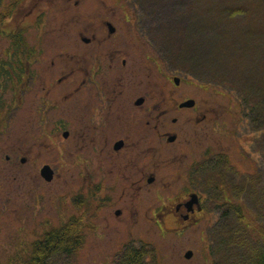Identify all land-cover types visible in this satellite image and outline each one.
I'll return each mask as SVG.
<instances>
[{
	"label": "rangeland",
	"instance_id": "obj_1",
	"mask_svg": "<svg viewBox=\"0 0 264 264\" xmlns=\"http://www.w3.org/2000/svg\"><path fill=\"white\" fill-rule=\"evenodd\" d=\"M123 1L133 6L137 32L158 49L161 64H170V69L183 80H194L207 86L205 96H208L210 113L212 118L218 116L221 122L213 128L210 125L207 137L198 142L206 143L204 145L213 142L218 150L227 152L224 154L232 162L234 171L225 172L224 169L220 172L223 177L232 179V189L237 188L230 195L227 193L228 199L211 200L215 206L207 213L202 216L196 213L185 222L188 226L197 219L196 225L179 229L173 216L178 200L166 198L164 193H171L181 185L179 182L170 185V179L159 175L156 183L143 184L141 194L130 202L122 197L118 204L123 209L121 216L113 214L116 207L113 205L102 230L87 226L80 248L75 247L70 254L57 253L48 263L126 264L120 257L124 251L139 248L144 250L143 264H242L249 259V253L240 255L239 249L246 251L249 248L230 245L229 238L232 231L245 230V226L239 215H227L226 210L240 207L249 213L254 228L252 232L248 231V239L252 237L262 242L264 0ZM62 28L74 31L72 24L64 23ZM35 33L32 31V39H35ZM37 44L36 48L41 47ZM68 60L69 57H65V61ZM159 69L164 73L161 65ZM0 92V98L3 92L5 96H12L11 88L2 87ZM248 93L258 110L249 127L239 103L240 95L249 99ZM7 106V102L0 101V264H33L35 245L43 233L62 222V218L80 214L82 208L76 200L79 196L75 195L77 186L73 183L71 159L65 163L66 167H61L58 158L62 135H55L57 131L52 124L47 125L46 121L35 120L34 115H29L25 104L14 113H7ZM47 126L50 133L43 130ZM184 128V138L189 134L192 143L198 144L193 128L187 129V125ZM181 144L179 140L176 147ZM8 155L13 160L9 161ZM20 156L26 158L25 163L20 161ZM212 163H208L207 181L218 177L216 171L222 169L216 167V170ZM46 164L54 171V177L48 182L41 174ZM170 164L168 159L165 174L175 172V165ZM248 175L251 184L246 188L242 182ZM157 186L164 187V192L155 193ZM159 198L166 206V214L160 217L162 227L154 226L157 224L154 211L161 203ZM220 220L226 224L219 225ZM189 250L193 254L186 258Z\"/></svg>",
	"mask_w": 264,
	"mask_h": 264
},
{
	"label": "flooded vegetation",
	"instance_id": "obj_2",
	"mask_svg": "<svg viewBox=\"0 0 264 264\" xmlns=\"http://www.w3.org/2000/svg\"><path fill=\"white\" fill-rule=\"evenodd\" d=\"M132 7L123 0H0V88L12 89L0 101L9 104L7 113L25 104L29 115L62 135L58 158L61 167L69 159L74 167L76 200L86 211L82 228L102 230L113 205L121 216L122 197L130 202L160 175L181 185L164 195L178 200L174 223L186 229L215 196L207 192L206 173L224 151L202 142L221 120L212 118L204 83L183 80L161 64L158 49L137 32ZM64 23L74 31H65ZM185 125L198 144L189 134L184 138ZM43 130L50 133L49 126ZM168 159L175 165L171 174L164 172ZM165 207L161 201L155 208L154 226L162 227Z\"/></svg>",
	"mask_w": 264,
	"mask_h": 264
},
{
	"label": "trees",
	"instance_id": "obj_3",
	"mask_svg": "<svg viewBox=\"0 0 264 264\" xmlns=\"http://www.w3.org/2000/svg\"><path fill=\"white\" fill-rule=\"evenodd\" d=\"M262 80V79H261ZM263 89H264V81H263ZM261 95V93H260ZM246 95H243L245 106L248 111V119L250 123H254L251 121V118L255 117L253 114L255 112H258V110H255L254 102L251 101V95L248 93L249 99H246L244 97ZM264 100V96L262 97ZM254 111V112H253ZM258 119V118H257ZM262 119L259 117V121ZM258 130L260 128H257ZM232 171V170H231ZM226 172V168H225ZM224 175V174H223ZM232 179H227L225 176L222 178L223 187L224 189H228L232 191ZM251 184L250 181V175L245 177L244 182H242V186L248 188ZM211 185L218 187L217 183H211ZM223 201L224 199L221 197H218L215 202L217 201ZM236 215L240 216L242 224L245 226L244 229H240L237 231H232L231 237L229 238V241L232 243L230 245L238 246V245H245L249 248L246 249H239V251L242 253L240 255L245 256L247 253H249V259L246 261H243L242 264H264V227L260 228V231L262 233L260 241H255L251 237V240L248 239L249 232L253 231L254 228V221L252 219V216L247 215L241 208L230 207L226 210L227 215ZM222 222V223H221ZM224 223V224H223ZM226 222L223 220H220V224L224 226ZM81 227L80 220H72L69 224H67L64 228L58 231H54L52 233H49L45 236V238L37 243L35 245V254L33 257V264H49L48 260L53 258L54 255L57 253L59 254H70L75 247L79 244L78 234ZM234 229V228H232ZM258 229V228H257ZM249 231V232H248ZM257 244L258 246H255ZM125 254L122 257V260H124V263L126 264H143L144 263V250L139 248H129L124 252ZM243 258V257H242Z\"/></svg>",
	"mask_w": 264,
	"mask_h": 264
},
{
	"label": "water",
	"instance_id": "obj_4",
	"mask_svg": "<svg viewBox=\"0 0 264 264\" xmlns=\"http://www.w3.org/2000/svg\"><path fill=\"white\" fill-rule=\"evenodd\" d=\"M43 175L49 180V179H51V176L49 175V172H48V169L47 168H45L44 170H43ZM192 256V252H188L187 254H186V257H188V258H190Z\"/></svg>",
	"mask_w": 264,
	"mask_h": 264
}]
</instances>
